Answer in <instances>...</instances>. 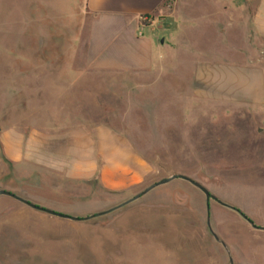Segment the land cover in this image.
Listing matches in <instances>:
<instances>
[{
    "label": "rangeland",
    "instance_id": "obj_1",
    "mask_svg": "<svg viewBox=\"0 0 264 264\" xmlns=\"http://www.w3.org/2000/svg\"><path fill=\"white\" fill-rule=\"evenodd\" d=\"M67 1L0 0V189L84 218L184 174L264 226V92L249 102L231 91L232 78L216 86L196 72L208 64L264 72V43L253 36L239 43L234 28L232 45L199 34L203 49L224 51L214 61L159 46L152 71H95L84 65L85 45L77 49L88 32L86 9ZM79 122L124 136L143 165L137 184L116 191L96 177L68 176L66 135ZM209 205L208 215L205 194L182 179L80 221L1 195L0 264H264V231Z\"/></svg>",
    "mask_w": 264,
    "mask_h": 264
},
{
    "label": "crops",
    "instance_id": "obj_2",
    "mask_svg": "<svg viewBox=\"0 0 264 264\" xmlns=\"http://www.w3.org/2000/svg\"><path fill=\"white\" fill-rule=\"evenodd\" d=\"M63 1L67 0H61L60 7H66L68 1ZM75 7H85L88 18L87 35L81 37L77 49L85 45L84 65L95 71H152L162 56L159 46L170 55L178 53L183 58L182 54H199L195 59L214 61L224 51L203 49L198 37L202 34L206 42L215 38V42L228 44L234 28L239 43L249 44L251 36L264 43V0H77ZM159 26L164 42L157 36ZM208 65L196 72L209 76L216 86L228 85L232 78V92H242L249 102L260 103V93L264 92L262 70H225L218 64ZM221 76L225 82L218 83ZM40 132L43 138H57L56 132ZM66 139L70 178L96 177L107 189L116 191L137 184L143 165L119 131L104 124L90 127L89 123L79 122L67 132ZM42 160L48 157L44 155Z\"/></svg>",
    "mask_w": 264,
    "mask_h": 264
},
{
    "label": "water",
    "instance_id": "obj_3",
    "mask_svg": "<svg viewBox=\"0 0 264 264\" xmlns=\"http://www.w3.org/2000/svg\"><path fill=\"white\" fill-rule=\"evenodd\" d=\"M162 42H164V40L162 39ZM1 129V128H0ZM175 179H182V180H185L187 182H189L190 184H192L193 186H195L196 188L200 189L206 196V200H207V212H208V215H209V212H210V205H209V202L210 200H214L216 201L217 203H219L220 205L224 206V207H227L229 209H232L234 211H236L237 213H239V215H241L253 228L257 229V230H262L264 231V226H260V225H257L255 223L254 220H252L247 214H245L243 211H241L240 209H238L237 207L219 199L215 194L211 193L210 190L205 187L201 182H199L198 180H195L187 175H184V174H173L169 177H164L162 179H160L159 181H156L155 183L149 185L148 187H146L144 190H142L141 192L137 193L136 195H134L133 197H131L130 199L124 201L123 203L119 204V205H116L108 210H105V211H101V212H98L96 214H93V215H89V216H86L84 218H79L77 216H71V215H68V214H64V213H61V212H58V211H55L51 208H46V207H43V206H40L34 202H31L29 201L28 199L14 193V192H11L9 190H5V189H0V196L1 195H4V196H8V197H11L35 210H38V211H41V212H44V213H47V214H50L52 216H55V217H59V218H63V219H70V220H73V221H80V220H89L91 218H94V217H97V216H103L105 214H108L114 210H117L137 199H139L141 196L147 194L148 192H150L151 190H153L154 188L160 186V185H163V184H166V183H169ZM208 228L210 230V232L213 234V236L215 237V239L217 241H220L224 247L226 248L227 245L225 244V242L221 241L220 238L217 236V234L213 231L212 227H211V223H210V217L208 216Z\"/></svg>",
    "mask_w": 264,
    "mask_h": 264
}]
</instances>
